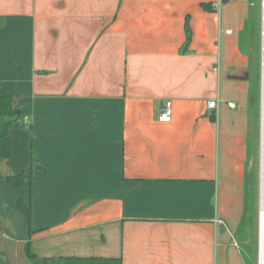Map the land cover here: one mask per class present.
I'll use <instances>...</instances> for the list:
<instances>
[{
    "label": "crops",
    "instance_id": "crops-1",
    "mask_svg": "<svg viewBox=\"0 0 264 264\" xmlns=\"http://www.w3.org/2000/svg\"><path fill=\"white\" fill-rule=\"evenodd\" d=\"M254 3L0 0V95L25 118L0 158V264H258L263 107L254 146L238 36Z\"/></svg>",
    "mask_w": 264,
    "mask_h": 264
},
{
    "label": "rangeland",
    "instance_id": "rangeland-1",
    "mask_svg": "<svg viewBox=\"0 0 264 264\" xmlns=\"http://www.w3.org/2000/svg\"><path fill=\"white\" fill-rule=\"evenodd\" d=\"M262 6V5H261ZM221 13V18L223 16V12ZM233 31L235 30L232 27ZM239 36V44L247 55L250 56V68H249V75H251V86H250V104L247 106V97L245 98L244 94H242V100L239 99V94L236 90H233L232 87H227L226 82L224 80L225 75H221V82L219 85V91L222 95H228L236 104L239 106L241 102L246 103L248 114L251 116V120L253 119V126L251 127V134L253 135V143L254 146L258 143V129H259V122H260V108H261V72H262V48L264 52V38L262 41V14L260 12L259 4L258 6L255 5L249 9L248 17L245 22V28L243 32L238 34ZM219 46L221 42H218ZM263 43V47H262ZM264 56V53H263ZM264 58V57H263ZM221 63H219V67ZM264 71V69H263ZM262 77V81H263ZM249 107V108H248ZM233 118V116H232ZM259 118V120H258ZM258 158V155H256ZM263 166V164H262ZM258 209V208H257ZM259 212V211H258ZM255 226L259 229V216L257 213ZM258 229L256 233H258ZM264 256V254H263ZM16 259V258H15Z\"/></svg>",
    "mask_w": 264,
    "mask_h": 264
},
{
    "label": "trees",
    "instance_id": "trees-1",
    "mask_svg": "<svg viewBox=\"0 0 264 264\" xmlns=\"http://www.w3.org/2000/svg\"><path fill=\"white\" fill-rule=\"evenodd\" d=\"M203 8L207 11H212L213 7L211 4H203ZM186 31V42L184 47L189 46L192 31L188 20L185 25ZM216 119V116L214 117ZM24 115L23 113L16 109L13 104V98L10 96L0 95V158L9 159L12 155V140L13 131L16 127H24ZM29 176L25 173H20L14 176L5 177V180L15 188H21L24 186L25 182L29 180ZM18 207L21 212L27 217L30 223V234L32 235L33 230L31 228L32 210L28 203L20 199L18 201ZM29 257H33L29 251Z\"/></svg>",
    "mask_w": 264,
    "mask_h": 264
},
{
    "label": "built area",
    "instance_id": "built-area-1",
    "mask_svg": "<svg viewBox=\"0 0 264 264\" xmlns=\"http://www.w3.org/2000/svg\"><path fill=\"white\" fill-rule=\"evenodd\" d=\"M262 10L264 11V0H263V3H262ZM227 33L231 34L232 31L228 30ZM219 102H220V99L217 97V98L211 100L209 102V104H208L209 109H212V110L216 111L217 116H218V111H219ZM229 107L230 108H235L236 105L234 103H229ZM171 119H172V102L167 100L165 102V104H164L162 113L160 115V121H162V122H170ZM260 210H261V206H260ZM260 210H259V229H258V264H260V261H261V259H260V247H261L262 220H261V217H260Z\"/></svg>",
    "mask_w": 264,
    "mask_h": 264
},
{
    "label": "bare ground",
    "instance_id": "bare-ground-1",
    "mask_svg": "<svg viewBox=\"0 0 264 264\" xmlns=\"http://www.w3.org/2000/svg\"><path fill=\"white\" fill-rule=\"evenodd\" d=\"M262 34H263V38H264V21H263V25H262ZM263 41V39H262ZM264 42V41H263ZM263 47V45H262ZM263 50V49H262ZM263 69H264V60H263ZM263 77H264V71H263ZM264 81V80H263ZM262 93H263V97H262V107H263V144H264V82H263V89H262ZM262 205H261V212H260V217L262 220V233H261V261L260 264H264V146H263V160H262Z\"/></svg>",
    "mask_w": 264,
    "mask_h": 264
},
{
    "label": "water",
    "instance_id": "water-1",
    "mask_svg": "<svg viewBox=\"0 0 264 264\" xmlns=\"http://www.w3.org/2000/svg\"><path fill=\"white\" fill-rule=\"evenodd\" d=\"M263 21H264V11H263V16H262V25H263ZM262 39H263V35H262ZM261 65H262V77H263V50H262V64ZM261 92H262V88H261ZM260 196H262L261 191H260Z\"/></svg>",
    "mask_w": 264,
    "mask_h": 264
}]
</instances>
